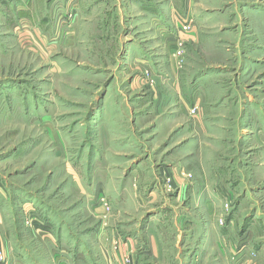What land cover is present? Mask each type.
<instances>
[{
	"label": "rangeland",
	"instance_id": "374dc122",
	"mask_svg": "<svg viewBox=\"0 0 264 264\" xmlns=\"http://www.w3.org/2000/svg\"><path fill=\"white\" fill-rule=\"evenodd\" d=\"M35 1L0 0V263L102 264L100 207L134 239L136 264H163L146 252L163 226L172 245L194 244L189 230L201 245L241 246L246 214H264L251 126L264 116V0ZM240 105L245 135L224 121ZM241 177L250 192L230 201L222 185ZM117 198L127 214L114 215ZM230 213L244 220L229 228ZM258 226L249 264H264Z\"/></svg>",
	"mask_w": 264,
	"mask_h": 264
},
{
	"label": "crops",
	"instance_id": "0c3cea01",
	"mask_svg": "<svg viewBox=\"0 0 264 264\" xmlns=\"http://www.w3.org/2000/svg\"><path fill=\"white\" fill-rule=\"evenodd\" d=\"M143 3L146 2V0H142ZM35 0H26L25 4L30 6L32 5L33 7L35 6ZM142 3V4H143ZM173 34H170L169 37H173ZM172 40V39H170ZM174 40V39H173ZM172 44V43H171ZM164 52H166V48L164 49ZM243 72H247V69L244 67ZM242 73V71H241ZM232 83V82H230ZM232 85V84H231ZM200 96V95H199ZM198 96V97H199ZM231 95H229L230 97ZM234 100L233 98H229V103L228 104H224L223 110L226 111L230 110L232 107H236L234 105ZM222 102L213 105V109H216L218 107V109L221 105ZM241 103H243V100H241ZM186 104V103H185ZM196 104V103H195ZM194 104V105H195ZM255 106V105H254ZM257 108V107H256ZM239 118H235L236 114H232L231 117L226 118L224 121L225 122H230V121H234L235 119H239V122L241 124L242 129L244 128V130H242L240 128V135H245V131L248 128V124H247V111H245V105H240L239 107ZM187 114L184 113V110L180 107L179 108V112L175 113L173 116H178V117H185ZM231 115V112H230ZM215 120V124H216V120H218L216 118V116L213 117ZM218 123V122H217ZM251 126L253 129L252 132L253 133V138H257L259 139V141H261L263 147H264V116L262 117H257L254 119V122L251 123ZM262 130V134H260V131ZM244 131V132H243ZM247 133V132H246ZM260 156H262V151L260 153H258ZM243 171V169L241 170ZM261 172L262 173V178L264 179V165L257 166L256 169V173ZM245 172H243L244 174ZM242 180H238L237 182H233L229 180L225 183H228L223 186V188L226 190V192H228V194L230 195V201H232V193L235 194L238 193V195H243L244 193V197H247L249 194V188L246 185L245 179L243 177H241ZM255 190H257V192L259 193H263L264 194V182L262 185L258 186ZM256 192V191H255ZM113 205H114V209H115V213L114 215L116 216H120V214H127V208L125 207V205L123 204V200H118L114 199L113 200ZM133 204V202L131 204H129V206H131ZM164 208H166V210H172V208L164 206ZM97 213H96V217H101L99 219H101V223L100 225H98L97 230V236L101 239H103V242H105V238L107 240V243H104L105 245V249L102 245L101 248V253H103L105 256H101V263L102 264H127L124 262V260L127 257V261H130L131 264H136L134 262V258H135V241L134 239L131 237V235L127 236V239L125 241H123L121 239V236H118V233H116V229L114 228V226L112 224H110V222L112 221V217L114 216H107V218L105 217V211L103 207H100L98 209H96ZM180 213H176L177 216H179L181 219H185L187 221H194L193 219V214L190 212L188 215L186 214V212H182L179 211ZM183 213V214H181ZM185 215H187L185 217ZM165 218H163L164 221ZM244 219L241 218V213L238 215L236 213H230L229 216H227V222L229 223V228H231L234 225L238 224L239 222L243 221ZM260 220H262V222H260ZM183 221V220H182ZM244 224L240 225L239 230H237V238L238 240L241 242V246H233L232 244H229L230 246H224L225 248H223L222 246H216L214 244H206V245H201L200 244V239L198 235L193 234V231H187L186 234L188 235V238L193 240L192 242H194V244H176V245H172L171 243V238L168 236V232L167 229H164L163 226V245H158L157 240L154 241V237L155 235H153V233L150 234V241L149 244L147 246L146 252L147 253H152V254H162L163 253V264H233V262L231 260H227V261H216L219 258H215V256L210 255V253H214L213 251H215L214 249H219L218 251L220 253H225L224 249H228L230 252L237 250V252H239V256L238 259H240L238 262L239 263H235V264H249V257L247 255L249 249H252L249 245H248V240L247 238L249 237V234L251 233L252 228H255V226L259 225L258 227H263L264 226V214L261 212H250L246 214V221H244ZM182 226V224H181ZM231 226V227H230ZM95 230V231H96ZM191 234L193 236V239L190 238ZM206 237V241H208V238L210 237L209 235L203 237V239H205ZM188 239V240H189ZM56 240V239H55ZM120 243V244H119ZM178 245H182L183 248L177 249L179 246ZM187 245V246H186ZM68 247V248H66ZM65 247V253L70 252L71 248V244L70 246L66 245ZM260 247V246H259ZM258 246H254V248H256L255 251H258ZM107 248H109L110 252H108ZM1 249V248H0ZM116 250V251H115ZM77 252H83V250L81 248L78 249ZM172 253H175L177 255H173ZM108 255L109 258L108 259ZM206 258V259H205ZM21 259V258H19ZM129 259V260H128ZM107 260V261H106ZM205 260H210V261H205ZM106 261V262H105ZM8 262V263H7ZM4 262H1L0 264H37L36 262L33 261H28V260H17L15 259L13 260H7ZM60 264H66V262L63 261ZM68 264H70L68 262Z\"/></svg>",
	"mask_w": 264,
	"mask_h": 264
},
{
	"label": "built area",
	"instance_id": "2783aa9c",
	"mask_svg": "<svg viewBox=\"0 0 264 264\" xmlns=\"http://www.w3.org/2000/svg\"><path fill=\"white\" fill-rule=\"evenodd\" d=\"M195 110H196V108L193 109V111H195Z\"/></svg>",
	"mask_w": 264,
	"mask_h": 264
}]
</instances>
